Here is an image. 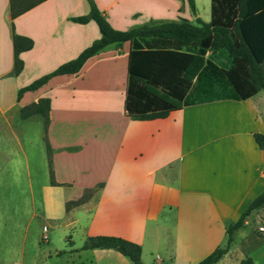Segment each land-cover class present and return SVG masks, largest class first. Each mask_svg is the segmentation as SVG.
Segmentation results:
<instances>
[{
	"label": "crops",
	"instance_id": "crops-1",
	"mask_svg": "<svg viewBox=\"0 0 264 264\" xmlns=\"http://www.w3.org/2000/svg\"><path fill=\"white\" fill-rule=\"evenodd\" d=\"M94 1L117 30L211 19V0H194V13L187 0ZM88 13L87 0H45L11 19L9 0H0V175L26 181L33 200L39 193V213L34 207L31 214L39 218V264L53 255L67 263L84 264L92 257L96 264H133L113 248L76 250L89 235H118L139 244L145 264H194L225 243V223L237 220L264 190V149L253 137V132L264 135V92L187 104L166 117L133 119L124 108L126 41L88 58L78 74L53 76L18 96L22 86L99 39L94 21H70ZM14 34L33 42L18 54L23 69L17 75ZM45 96L50 98V165L41 116H19L23 105ZM39 123L44 176L37 168ZM93 186L89 199L66 210L67 201ZM263 212L264 206L253 209L244 225ZM60 223L79 228L80 243L67 234L63 246L41 248L43 240L49 241L42 234ZM254 239L260 249L247 257L251 264H264V237ZM230 249L212 264H229Z\"/></svg>",
	"mask_w": 264,
	"mask_h": 264
},
{
	"label": "trees",
	"instance_id": "trees-1",
	"mask_svg": "<svg viewBox=\"0 0 264 264\" xmlns=\"http://www.w3.org/2000/svg\"><path fill=\"white\" fill-rule=\"evenodd\" d=\"M45 0H9L10 18H14ZM89 13L71 18L74 23L97 24L100 37L81 50L71 61L60 64L53 71L22 86L23 91H35L56 75H76L88 58L111 44L117 46L129 41L127 83L124 108L133 119L166 117L169 112L192 103H203L215 98L242 100L258 91L264 92V0H211V19L208 23L195 19L196 24L185 19L170 23H149L127 30L114 29L106 22L94 0H87ZM195 12L194 0H187ZM13 73L23 69L20 52L33 47L32 39L14 34L12 38ZM223 51L229 59L227 66L217 64L206 54ZM50 98L23 105L19 116L25 118L39 114L43 120L45 150L51 163L47 126ZM253 137L264 149V135L253 132ZM51 172V181L54 183ZM98 186H100L98 184ZM85 188L76 200L65 203L66 210L79 206L94 192ZM264 206V190L258 193L243 209L237 220L225 223L226 241L216 246L194 264H212L233 242L237 229L244 225L248 214ZM115 249L133 264L141 260V246L118 235H89L76 249ZM59 250L58 253H64ZM252 259H242L240 264H251ZM192 264V263H190Z\"/></svg>",
	"mask_w": 264,
	"mask_h": 264
},
{
	"label": "rangeland",
	"instance_id": "rangeland-1",
	"mask_svg": "<svg viewBox=\"0 0 264 264\" xmlns=\"http://www.w3.org/2000/svg\"><path fill=\"white\" fill-rule=\"evenodd\" d=\"M33 1V0H32ZM207 2V1H206ZM207 58L213 59L217 64L227 66L229 59L223 51L214 55L206 54ZM78 90L83 91V87L78 86ZM42 126L39 123V161L37 168L45 173V151L42 144ZM39 175V171H38ZM39 193L32 199L26 181L15 179L7 175H0V264H39V218L32 217L33 208L39 213ZM257 219V220H256ZM254 222L242 225L233 236L232 249L229 264H237V259H242L251 255L253 249L260 247L254 238L264 237V212L256 215ZM26 222L30 224L26 225ZM73 235L76 244L81 241V231L79 228L71 229L65 224L50 226L46 233L49 241L43 240L41 248L63 246L65 236ZM46 237H44L45 239ZM264 247V245H263ZM262 247V249H263ZM261 249V250H262ZM264 252V250H262ZM263 252H261L263 254ZM66 264L64 258L58 256L47 257L42 264ZM67 264H77V261H68ZM84 264H96L94 259L84 260Z\"/></svg>",
	"mask_w": 264,
	"mask_h": 264
}]
</instances>
